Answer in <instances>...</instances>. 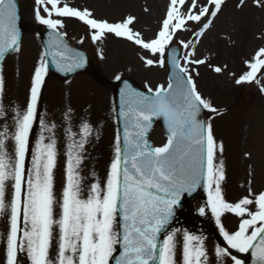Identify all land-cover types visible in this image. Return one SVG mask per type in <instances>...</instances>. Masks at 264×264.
Here are the masks:
<instances>
[{"label": "snow or ice", "instance_id": "snow-or-ice-1", "mask_svg": "<svg viewBox=\"0 0 264 264\" xmlns=\"http://www.w3.org/2000/svg\"><path fill=\"white\" fill-rule=\"evenodd\" d=\"M257 3L264 6V0ZM224 6L225 0H170L161 29L149 42L133 31L134 17L98 21L90 11L59 0H34V18L50 30L48 42L22 108L6 114L0 105V217L7 228L0 264H246L236 253L250 254L251 264H264V189L253 191L249 184L238 201L226 199L218 159L223 146L203 115L219 110L200 93L191 67L208 62L198 57L195 40L179 42L185 50L183 63L173 44L182 30L202 38ZM62 18L82 22L94 42L105 34L134 42L155 57L144 59L148 68L165 66L168 59L174 68L167 86L148 88L150 94L127 84L121 91L122 142L117 135L102 179L88 169L89 147L96 138L92 122L70 108L59 127L39 114L49 62L63 74L86 62L65 42ZM19 20L18 0H0V58L20 52ZM245 68L235 83L258 84V74L264 75V48ZM212 70L221 74L224 68ZM4 93L0 65V101ZM161 118L167 140L153 147L147 136ZM58 167L63 171L59 193ZM200 188L207 200L199 215L210 212L222 237L211 253L202 235L170 227L182 198ZM229 216L238 218L234 230L224 224Z\"/></svg>", "mask_w": 264, "mask_h": 264}, {"label": "rangeland", "instance_id": "rangeland-1", "mask_svg": "<svg viewBox=\"0 0 264 264\" xmlns=\"http://www.w3.org/2000/svg\"><path fill=\"white\" fill-rule=\"evenodd\" d=\"M59 3L90 11L98 21L115 23L134 17L133 31L149 42L161 27L168 7L167 0H59ZM33 8L34 0L23 5L24 21L40 25L34 18ZM63 24L60 31L66 33L75 46L93 55L103 79L128 76L152 90L166 85L165 67H146L144 59L155 57L134 42L113 34H105L94 42L92 32L82 27L80 21L63 20ZM34 37L33 33L25 34L20 45L22 52L13 53L4 64L5 93L0 105L6 114L21 109L28 97L34 68L39 66L42 56L37 36V41ZM177 40L189 44L195 40L198 57L208 62L207 65L191 67L200 93L219 110L206 114L217 141L223 146L222 154L218 156L225 172L223 194L229 202H236L247 194L249 184L253 191L264 189V92L260 90L264 86V75L258 74V84L235 83L246 70V62L253 60L264 48V6L257 0H225L222 12L202 38L197 33L185 31L177 36ZM37 48L39 55L35 53ZM184 52L181 49L182 63ZM212 66H220L224 71L216 74ZM249 95L255 98L250 99ZM69 108L76 116L85 117L95 126L96 138L89 147L88 169L89 174L94 171L96 178L102 179L115 150L111 88L87 76L76 77L68 83H46L40 99V116L59 127L62 114ZM7 123L11 124V119ZM39 131L36 127V136ZM158 133L156 130L152 135L154 145L163 143L164 137ZM62 184L63 171L58 167L55 172L57 193ZM212 220L215 223L213 217ZM236 221L238 218L234 216L224 218L228 230L235 229ZM6 231L5 220L0 217V261H3L2 245ZM206 244L211 253L214 246L209 242Z\"/></svg>", "mask_w": 264, "mask_h": 264}, {"label": "water", "instance_id": "water-1", "mask_svg": "<svg viewBox=\"0 0 264 264\" xmlns=\"http://www.w3.org/2000/svg\"><path fill=\"white\" fill-rule=\"evenodd\" d=\"M18 26H19V28H20V29H22V30H23V27L21 26V24H20V23L18 24ZM119 105H120V102H119ZM120 121H121V123H122V128L124 129L123 120H122V119H120ZM160 121H161V123H162V124H163V126H164L165 124H164V121H163V119H162V118L160 119ZM165 128H166V125H165ZM186 197H187V196H185V197H184V202H187V199H185ZM184 206H185V204H184Z\"/></svg>", "mask_w": 264, "mask_h": 264}, {"label": "bare ground", "instance_id": "bare-ground-1", "mask_svg": "<svg viewBox=\"0 0 264 264\" xmlns=\"http://www.w3.org/2000/svg\"><path fill=\"white\" fill-rule=\"evenodd\" d=\"M21 52H22V49H21ZM27 57H28V53H27ZM27 60H28V58H27Z\"/></svg>", "mask_w": 264, "mask_h": 264}]
</instances>
